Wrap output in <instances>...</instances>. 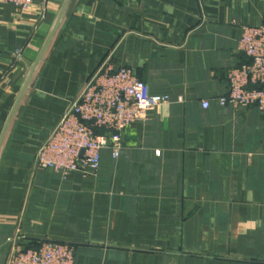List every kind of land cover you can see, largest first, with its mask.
I'll return each mask as SVG.
<instances>
[{"label":"crops","instance_id":"0c3cea01","mask_svg":"<svg viewBox=\"0 0 264 264\" xmlns=\"http://www.w3.org/2000/svg\"><path fill=\"white\" fill-rule=\"evenodd\" d=\"M245 26H264V0L0 1V264L45 240L73 244L78 264H264V112L219 103L250 61ZM106 63L169 100L96 175L40 168Z\"/></svg>","mask_w":264,"mask_h":264},{"label":"built area","instance_id":"2783aa9c","mask_svg":"<svg viewBox=\"0 0 264 264\" xmlns=\"http://www.w3.org/2000/svg\"><path fill=\"white\" fill-rule=\"evenodd\" d=\"M0 1L23 11L33 4V0ZM240 47L250 61L229 71L228 92L219 103L257 107L264 112V26H245ZM168 100V94L153 92L131 66H99L38 150L39 166L65 176L75 172L96 175L104 150L110 148L112 158H119L124 131ZM202 104L204 108L210 105L208 100ZM13 251L7 264H78L76 248L68 242L45 240L34 246L15 242Z\"/></svg>","mask_w":264,"mask_h":264},{"label":"rangeland","instance_id":"374dc122","mask_svg":"<svg viewBox=\"0 0 264 264\" xmlns=\"http://www.w3.org/2000/svg\"><path fill=\"white\" fill-rule=\"evenodd\" d=\"M87 84H88V82L86 83V85H87ZM86 85H85V86H86ZM85 86H84V88H85ZM84 88H83V90H84ZM83 90H82V91H83ZM81 93H82V92H81ZM80 95H81V94H80ZM80 95H79V96H80ZM78 98H79V97H78ZM73 103H74V102H73ZM64 115H65V113H64ZM64 115H63V116H64ZM60 121H61V120H60ZM58 124H59V123H58ZM58 124H57V125H58ZM53 130H54V129H53ZM53 130H52V131H53ZM51 133H52V132H51ZM46 139H47V138H46ZM46 139H45V140H46ZM82 152H84V151H82ZM37 163H38V161H37ZM38 166H39V164H38ZM39 167H40V166H39ZM40 168H41V167H40ZM42 169H43V168H42ZM45 169H48V168H45ZM13 245H14V243H13ZM22 245H23V244H22ZM25 246H27V245H25ZM13 253H14V251L11 252L9 258H12Z\"/></svg>","mask_w":264,"mask_h":264}]
</instances>
